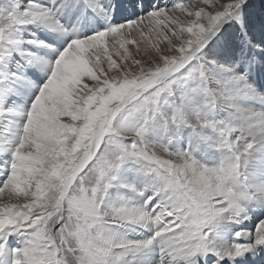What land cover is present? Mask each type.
I'll list each match as a JSON object with an SVG mask.
<instances>
[{
    "label": "snow or ice",
    "instance_id": "snow-or-ice-1",
    "mask_svg": "<svg viewBox=\"0 0 264 264\" xmlns=\"http://www.w3.org/2000/svg\"><path fill=\"white\" fill-rule=\"evenodd\" d=\"M0 264H264V0H0Z\"/></svg>",
    "mask_w": 264,
    "mask_h": 264
},
{
    "label": "rangeland",
    "instance_id": "rangeland-1",
    "mask_svg": "<svg viewBox=\"0 0 264 264\" xmlns=\"http://www.w3.org/2000/svg\"><path fill=\"white\" fill-rule=\"evenodd\" d=\"M180 148L181 149H185V150L187 149V142H186V140L181 142ZM197 155H199V154H197Z\"/></svg>",
    "mask_w": 264,
    "mask_h": 264
}]
</instances>
